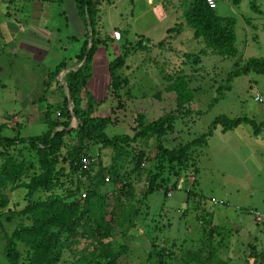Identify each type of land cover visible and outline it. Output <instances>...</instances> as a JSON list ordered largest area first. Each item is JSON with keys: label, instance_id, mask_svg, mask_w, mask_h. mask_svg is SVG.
Instances as JSON below:
<instances>
[{"label": "rangeland", "instance_id": "obj_1", "mask_svg": "<svg viewBox=\"0 0 264 264\" xmlns=\"http://www.w3.org/2000/svg\"><path fill=\"white\" fill-rule=\"evenodd\" d=\"M145 1L98 0L95 29L99 37L117 31L112 26L119 22L127 32L120 30L121 33L124 31L128 42L138 41L133 38L134 33H145L143 35L150 40L142 43L144 48L129 55L125 67L117 73L128 80L127 86L119 91L117 97L111 94L107 65L119 54L120 45L114 43L116 46L112 48L107 39L104 46L107 47L102 50L99 44L93 58L102 60L103 65L106 63L105 81L101 74L100 81H96L102 84L103 79L104 86L95 90L89 83L84 90L93 96V115L109 119L104 129L108 139L132 137L139 127L150 124L168 112L173 113L175 119L170 130L160 140L152 136L146 140H137L128 147L121 143L115 150L95 144L88 146V151L89 156L104 167L109 166L112 160L119 176L125 174L130 185L128 193L121 194L120 201L127 207L124 211L133 214L129 220L125 218L123 222L116 223L110 232L111 238L107 240L111 242V252L116 255L113 264H157L147 261L148 252L152 248H162L170 253L165 264H180L187 260L186 254L200 246L199 223L207 220V215L201 216L200 210L204 206L210 207L213 200L219 201L223 192L232 191L238 183L247 181L242 179L249 175L232 151L214 141L220 136L218 133L213 134L215 130L220 131L217 127L212 131L213 139L208 141L207 138L201 148L191 147L186 153L187 160L168 163L167 171L151 170L146 161L141 169L136 170L131 158L136 159L141 152L144 160L154 158L153 161H160L159 157L155 158L158 142L166 149H178L191 144L219 115L252 120L264 138V73L241 74L227 80V76L236 71L233 67L235 63H238L239 68L247 59L264 57V15H259L250 7L253 3L256 10L263 13L264 0H216L215 15L233 18L234 21V46L237 54L233 59L212 55L201 42L192 38L190 29L185 25L178 27L179 22L184 23L183 0ZM165 28L170 29L171 33L164 34ZM84 33L83 24L75 15L73 0H63L56 5L36 0H0V124L9 125L14 130L20 127V138L38 135L45 130L40 122L44 103L48 102L47 105L50 104L52 109L57 108L61 104V94L58 95L56 90L59 93L61 90L49 83L51 92L49 89L43 92L40 84L59 61L75 55ZM184 55L197 56L198 59L193 64L194 58H186ZM69 59L67 63L72 65L74 60ZM61 73L56 78L58 84H62ZM166 75L172 78L163 79ZM176 76H182L183 82L195 91L190 104L178 109L175 92L166 90V87L174 83ZM255 94L261 97V103L253 100ZM215 98L216 102L212 104ZM1 135L12 136L9 130L3 131ZM72 143L70 141L69 144ZM228 148L231 146L228 145ZM0 152V166L7 161L32 160V152L23 145H14L5 150L0 148ZM146 173L157 174L158 178L167 177V191L163 193L159 190L146 195L150 186ZM173 182L176 184L174 190ZM185 193L188 194L187 203ZM1 195L6 198L4 204L7 206L0 207V264H7L4 249L6 237L21 222H28L26 216L17 213L26 204L23 191L8 185L0 191V202L5 199ZM37 198L41 197L37 195ZM105 204L106 208L94 213L95 218L111 209L113 198L109 194ZM189 204H195L196 210H192V206L190 211L182 213ZM7 207L11 213L7 212ZM211 226L216 228L213 239L209 240L211 247H214L222 229L219 231L217 225L212 224V217ZM208 229L204 226V231L208 232ZM205 234L202 241L206 240ZM70 242L60 250L59 259L54 264L106 263V260L97 258L99 253L93 251L94 244L90 239L75 238ZM239 243L233 239H229L228 244L224 242V247L217 250V261L223 264H244L249 249L235 252L238 248L233 246ZM201 249L200 260L207 256L206 249L203 246ZM17 250V264H31V255L21 245H17ZM188 264L211 263L192 261Z\"/></svg>", "mask_w": 264, "mask_h": 264}, {"label": "trees", "instance_id": "obj_2", "mask_svg": "<svg viewBox=\"0 0 264 264\" xmlns=\"http://www.w3.org/2000/svg\"><path fill=\"white\" fill-rule=\"evenodd\" d=\"M36 1H41L48 5H56L62 3L63 0ZM182 2L184 23L179 22L177 24L178 27L185 25V27L190 29L192 38L199 43L201 42L204 48L208 49L212 55L221 58H235L237 51L234 46L233 18L216 16L214 13L215 8L209 9L203 0H183ZM73 3L75 14L85 29V36L82 38L78 51L72 56L74 60L72 65L67 63L69 58H63L52 70L48 71L46 80L41 83L43 92L48 89L49 83H53L61 90L59 93L62 99L61 104L55 108L56 110L52 109L50 104L45 106L40 115V122L45 126V130L38 135L20 138V127L14 130L9 125L0 124V148L2 150L14 147V145H23V147L32 152L31 161H7L0 166V191L8 185H11L12 189L23 191V196H25L23 200L26 199L24 201L26 204L17 213L26 216L28 222L27 224L21 222L6 237L4 249L7 264H17L19 258L17 245H21L25 252L31 255V264H54L59 259L60 250L70 244V241L75 238L90 239L91 243L94 244L93 251L99 253L97 258L106 260L105 264H113L116 255L111 252L112 245L107 240L111 238L112 227L116 223L123 222L125 218L129 220L133 214L132 212L129 214L124 211L127 207L122 205L120 201L121 194L129 191V181L126 179L125 174H120L119 176L112 160L109 166L106 167L101 165L100 162L97 163L96 172L91 175L88 171L79 168V159L85 156L89 157L88 146L90 145L98 144L102 148L115 150L121 143L128 147L137 140H146L152 136L160 140L165 132L170 130L175 119L173 113L168 112L150 124L139 127L132 137L123 136L122 138L114 137L108 139L105 136L104 129L109 123V119L93 115V97L84 90L91 76V62L97 46L100 44V46L104 47L107 42V40L99 37L95 29L98 0H73ZM250 7L259 15H264V12L256 10L253 3H251ZM87 25L90 27V35L86 29ZM174 31L178 32L179 30ZM176 32L173 33L177 34ZM165 33L168 35L171 30L167 29ZM124 36L122 32L120 34V39L122 40L117 44V46L120 45L119 54L107 65L110 80L109 87L113 97L119 96V91L127 86V77L117 74L119 70L125 67L126 58L135 51L144 48L143 42H148L147 39L137 38L138 41L130 43ZM88 38H91V45L86 51ZM70 39L78 41L76 38ZM157 45L160 46V44ZM85 53L86 57L81 66L75 71L64 73L62 84H58L56 80L58 74L67 68H75L82 61ZM185 57L194 58L192 60L193 64L198 59L197 56L193 57L191 55H186ZM233 67L236 68V71L227 76L228 81L241 74H263L264 57L247 59L239 68H237L238 63L237 65L235 63ZM170 78H172L170 75L163 76V79L166 80ZM183 80L182 76L180 78L176 76L174 83L166 87L167 91L173 90L176 94V99L178 100H176V109L181 108L183 105L188 106L195 92ZM63 84L68 90L71 103L70 111L67 109ZM42 99L43 97L41 96ZM215 102L216 98L212 100V104ZM71 118H74L76 125L75 128L67 130ZM240 124L248 125L253 135L259 133L257 125L250 119L244 117L227 118L224 115H219L210 122L206 131L199 135L191 144L184 145L178 149H166L158 142L156 145L157 156L155 158L159 157L160 161L155 162L153 161L154 158L144 160L141 152L136 159L132 157L131 161H134V169L139 170L142 168V164L148 162L151 170L167 171L168 163L174 161L180 163L187 160L186 153L191 150V147H203L206 143L205 140L212 135V131L216 127L222 133H225ZM7 130L10 131L12 136L1 135L3 131ZM70 141L73 142L71 145L69 144ZM61 150L64 151L63 154H61ZM124 159L125 157L122 160ZM194 174L196 175L195 169ZM147 175L150 186L146 195H151L159 190L163 193L167 191L166 185H168L169 181L167 177L158 178L157 174ZM105 176L108 177L107 183H103ZM175 185V182H173V190ZM82 191L84 192L83 198L80 197V192ZM108 194L113 198L111 209L95 218L94 213L106 206L105 201ZM185 194V202L187 203L189 202L188 194ZM37 195L41 198H37ZM5 200L6 198L1 200L0 207L7 206V204H4ZM188 207L182 213H187L191 207L192 210H196L195 204H189ZM6 209H8L7 212H10L9 207ZM204 209H201L200 213L201 216L206 214L207 220H201L199 223L200 246L198 245V249L186 254L188 256L187 260L185 262L181 261L180 264H188L192 261L211 264L224 263L217 261V250L221 249L224 243L223 234L219 229L220 236L218 241L213 244L214 247H211L212 244L209 243V240L213 239L212 235H215L216 228L211 226V214ZM204 226L209 228L208 232L204 231ZM203 234H205V241H202ZM201 246L206 249L207 256L200 260ZM248 253L244 264H263L264 252L257 251L254 247H251ZM169 255L170 253H166L162 248L159 250L152 248L148 252L147 261L165 264L164 261H168ZM249 260L251 261L249 262Z\"/></svg>", "mask_w": 264, "mask_h": 264}, {"label": "crops", "instance_id": "obj_3", "mask_svg": "<svg viewBox=\"0 0 264 264\" xmlns=\"http://www.w3.org/2000/svg\"><path fill=\"white\" fill-rule=\"evenodd\" d=\"M149 3L151 2L149 1ZM127 24H125L124 27ZM121 25L122 24L118 22L117 25L112 27H116L114 30H117L120 34L122 30L127 33L125 28H123ZM163 31L165 34L166 28ZM110 34V32L107 33V36L103 34V36H100V38H103L104 40L109 39L110 42H108V45L113 48L116 46L114 43H117L122 39L116 42L111 38ZM136 34L137 33L133 34V38L150 40L149 38L145 37V35H143L145 33H139L138 35ZM106 47L100 46L102 50H104ZM104 66H106V63L103 65L102 60L92 58L91 76L89 79L90 81L88 80L86 85L90 83V87H94L93 89L97 87L102 88L104 86L103 79L102 84L96 83L98 79L100 81L99 74L103 75L105 81ZM63 75L64 74L61 75V78H63ZM62 81L63 80L61 79L60 82ZM106 83H108V81ZM48 89L51 92V88L48 87ZM54 89H56V87H54ZM56 92L58 95H60L58 90H56ZM63 93L65 95L64 88ZM47 103L48 102L45 101L44 105L47 106ZM241 125L244 124H240L234 129L225 133L220 131L217 132V130H215V133L213 132V134L215 135L218 133L220 135L219 138L214 141L218 142L226 150L232 151L233 156L242 162L241 167L243 166V170L249 175L247 178L242 180L247 181L238 183L239 186L237 184V186H234L233 190L230 192H223L222 196L218 198L219 202H222V205L218 206L209 204L210 207L204 206V208L211 214L212 224L215 226L217 225L219 229H222V233L224 235L223 241L226 242V244H228L229 239L240 241L238 246H235V244L233 246L238 248L235 249V252H239L240 249L245 250L246 248L249 249V252L251 247H254L257 251L264 252V224L258 225L254 223L248 214V211H257L264 214V138L260 135L261 133L253 135L252 130L248 127V125ZM235 130L237 131L234 133ZM213 134L208 138V141L214 138ZM228 145L231 146V148H228ZM225 206H228L229 208L224 209ZM226 244L225 248H227Z\"/></svg>", "mask_w": 264, "mask_h": 264}, {"label": "built area", "instance_id": "obj_4", "mask_svg": "<svg viewBox=\"0 0 264 264\" xmlns=\"http://www.w3.org/2000/svg\"><path fill=\"white\" fill-rule=\"evenodd\" d=\"M203 1L209 9H214L216 6V0H203ZM110 36L116 42L119 41V39H120V34L118 31H112ZM253 100L257 103L262 102L261 97L258 94L254 95ZM78 166L81 170L88 171L91 175H93V174H95L94 172H96V169H97L96 159L93 158L92 156L81 157L79 159ZM107 182H108V177L105 176L103 178V183H107ZM83 197H84V193L81 194V198H83ZM212 204L213 205H222V202L213 200ZM248 214L250 215V217L254 221V223H256L258 225L264 224V214L259 213L257 211H248Z\"/></svg>", "mask_w": 264, "mask_h": 264}, {"label": "water", "instance_id": "obj_5", "mask_svg": "<svg viewBox=\"0 0 264 264\" xmlns=\"http://www.w3.org/2000/svg\"><path fill=\"white\" fill-rule=\"evenodd\" d=\"M86 29L88 31V34L90 35V27H89V25L86 26ZM90 45H91V38L88 39V44H87L86 51L88 50ZM85 57H86V53L84 54V56L82 58V61L75 68H67L64 71H62L61 74L68 73L70 71H75L76 69H78L81 66V64L83 63V61L85 60ZM63 88H64V91H65V98H66L67 108L70 111L71 110V103H70V99H69V96H68V90L65 88L64 84H63ZM75 125H76V122H75L74 118H71V124L67 128V130L71 129V128L72 129L75 128Z\"/></svg>", "mask_w": 264, "mask_h": 264}]
</instances>
